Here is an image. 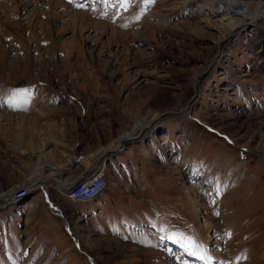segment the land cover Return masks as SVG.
Returning <instances> with one entry per match:
<instances>
[{
	"label": "rangeland",
	"instance_id": "rangeland-1",
	"mask_svg": "<svg viewBox=\"0 0 264 264\" xmlns=\"http://www.w3.org/2000/svg\"><path fill=\"white\" fill-rule=\"evenodd\" d=\"M137 1L0 0V264H264L262 1Z\"/></svg>",
	"mask_w": 264,
	"mask_h": 264
},
{
	"label": "bare ground",
	"instance_id": "bare-ground-1",
	"mask_svg": "<svg viewBox=\"0 0 264 264\" xmlns=\"http://www.w3.org/2000/svg\"><path fill=\"white\" fill-rule=\"evenodd\" d=\"M196 0H186L185 3L187 4H191V3H196L195 2ZM262 2H259L261 3L260 5L257 6V9L259 8L260 6V12L262 14H264V0H261ZM203 2H205V6L201 7L200 9H198V11L202 12V15L203 14H213L215 12H220L222 13L221 16H219V20L220 22L224 21L225 22V25L229 28H233L235 25H236V21H234L233 19V15L235 16H240L241 18H245L247 15L244 14L243 10H246V8H238V4L239 2H236V1H231V0H209L206 2V0H203ZM139 4H143L141 2V0H138L136 2V5H139ZM200 5H202V1L200 3ZM204 5V4H203ZM223 6V8H221V10L219 9V7ZM144 6V5H143ZM240 9V10H239ZM222 11V12H221ZM52 143H57V144H60L59 142L51 139V138H45L43 141H42V145L46 148L48 147L50 144ZM53 145V144H52ZM30 151V150H29ZM48 153L47 152V156H46V162L45 164H41V162L39 160H34V166L32 168V171L34 172H37V171H54V169H57L58 166L55 165L53 163V161L51 160L52 158L48 156ZM26 154H28V157L30 160H33L35 158V154L33 153V151L31 152H26ZM38 156V155H37ZM69 160H70V157H69ZM68 160V161H69ZM48 174V173H47ZM87 175V174H85ZM85 175H84V180L83 181H80V182H77V183H74L72 182L71 184L67 185L68 183L67 182H61L59 184V186L63 189V190H68L72 185H75V184H79V183H83L85 182ZM45 176V174H44ZM50 177L49 175H47V178ZM41 180V179H40ZM99 184H103V180H101V183H98ZM38 185V184H37ZM35 186V185H34ZM88 195H91V194H86V196ZM54 211L55 212H59L58 210H56L54 208Z\"/></svg>",
	"mask_w": 264,
	"mask_h": 264
},
{
	"label": "snow or ice",
	"instance_id": "snow-or-ice-1",
	"mask_svg": "<svg viewBox=\"0 0 264 264\" xmlns=\"http://www.w3.org/2000/svg\"><path fill=\"white\" fill-rule=\"evenodd\" d=\"M71 2V0H70ZM105 2H108V0H105ZM114 2L118 5H120L121 7H128L132 2L133 0H114ZM142 3L144 4H148V5H151L154 3V0H141ZM83 2H80V3H77V7H83ZM138 18V17H137ZM16 91H24V90H16ZM230 235V234H229ZM188 239V243L189 244H192V239L191 238H187ZM202 252H205L206 251V248L205 246H203L202 244H198L196 245ZM193 255H195V253H192ZM200 259H204V256L201 255L199 257ZM210 258V257H209ZM239 259V257L237 258Z\"/></svg>",
	"mask_w": 264,
	"mask_h": 264
},
{
	"label": "built area",
	"instance_id": "built-area-1",
	"mask_svg": "<svg viewBox=\"0 0 264 264\" xmlns=\"http://www.w3.org/2000/svg\"><path fill=\"white\" fill-rule=\"evenodd\" d=\"M86 171H87V170H86ZM86 171H85V173H86ZM85 173H84V174H85ZM84 174H83L82 176H80L76 181H73V182H74V183H77V182L83 181V180H84ZM70 182H72V181H70ZM98 183H101V179H98V180H97V184H98ZM73 192H74V190H73ZM19 194H22V193H19ZM86 194H89V193H84V195H86ZM84 195H83V196H84Z\"/></svg>",
	"mask_w": 264,
	"mask_h": 264
}]
</instances>
